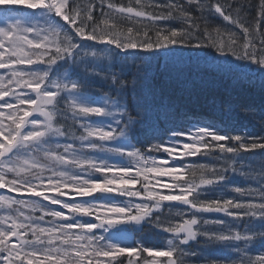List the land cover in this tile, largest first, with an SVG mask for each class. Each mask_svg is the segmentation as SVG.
<instances>
[{
	"label": "snow or ice",
	"instance_id": "6c2138e0",
	"mask_svg": "<svg viewBox=\"0 0 264 264\" xmlns=\"http://www.w3.org/2000/svg\"><path fill=\"white\" fill-rule=\"evenodd\" d=\"M0 6V264H264V136L189 119L153 75L203 62L264 101V0Z\"/></svg>",
	"mask_w": 264,
	"mask_h": 264
},
{
	"label": "trees",
	"instance_id": "16d2710c",
	"mask_svg": "<svg viewBox=\"0 0 264 264\" xmlns=\"http://www.w3.org/2000/svg\"><path fill=\"white\" fill-rule=\"evenodd\" d=\"M123 2L127 4V0H123ZM251 2L256 3L257 0H251ZM253 16H255V9L250 10L249 20ZM211 24L213 27L220 26L222 29L239 31L218 17L212 19ZM124 26L130 25L125 22ZM188 51V49L184 50L185 53ZM153 75H155L154 84L171 96L181 106L182 111L188 113L189 119L222 118L225 125L235 128L239 132L246 131L250 136H264V125L261 124L258 115L261 108L264 107V101H262L258 87V77L252 81L231 78L213 71L209 65L203 62L199 66L177 64L174 69L168 72H165L162 67L158 72L154 68ZM245 105L250 106L245 109V115L252 117V119H245L239 115V110ZM221 107H223V112L220 110ZM230 108L231 111H229ZM256 159L258 160L259 157ZM193 162L210 163L211 161L208 158H193ZM256 166L258 167V165ZM232 183L236 186H245V180L240 177L233 178ZM1 191L7 190L0 189ZM224 194L226 197L234 195L232 192H225ZM216 195V192H210L207 198H214ZM208 216L209 218H218L221 214L212 213ZM137 239H142L145 246L159 248L161 246L159 241H163L165 237L158 238L156 233L145 230L144 233L137 235ZM224 255L227 253L215 252L213 258Z\"/></svg>",
	"mask_w": 264,
	"mask_h": 264
}]
</instances>
